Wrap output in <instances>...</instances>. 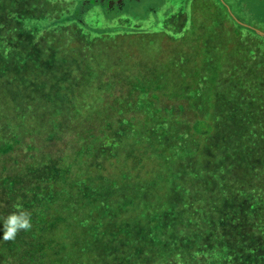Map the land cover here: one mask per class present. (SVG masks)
Instances as JSON below:
<instances>
[{"label": "rangeland", "instance_id": "1", "mask_svg": "<svg viewBox=\"0 0 264 264\" xmlns=\"http://www.w3.org/2000/svg\"><path fill=\"white\" fill-rule=\"evenodd\" d=\"M77 1L0 0V15L11 19L8 27L28 39L22 55L23 50L11 45L14 34L10 38L7 30L9 34L0 44L7 56L0 66L15 61L7 75L20 66L17 61L32 59L38 68L42 54L53 66L46 71L50 65H43L39 76L31 74L24 83L0 77V127L9 132V126L20 122L15 128L24 139L13 143L7 157L0 148V175L9 178L0 180V216L14 211L10 207L16 201L32 213V228L16 237L32 234L25 247L41 254L45 260L41 264H60L53 260L62 259L66 249L77 251L84 244L86 261L80 264H264V149L261 159L239 168L244 171H229L232 178L228 181L215 177L214 172L208 180L195 171L198 181L202 179L200 186L196 179L184 178L192 171L188 163L196 160V153L208 155L210 148L217 151L230 143L227 119L224 116L222 122L217 117L222 105L245 106L242 112L252 106L249 114L260 139L245 133L241 142L235 141L241 147L264 148V0H119L115 8L107 0H99L103 6L81 0L78 12L73 10ZM103 7L112 10V15ZM73 20L79 27L85 22L88 32L71 24ZM109 23L116 33L96 36L95 28H109ZM68 31L71 39L80 43L83 63L69 62L76 50L70 48ZM125 90L156 93L154 110H149L154 117H147L143 106L115 109L107 104L113 94ZM35 92L49 98L37 100ZM32 103L38 111H33L34 116L19 110ZM85 103L86 108L94 105L100 110L104 120L91 130L87 127L98 146L93 154L86 150L92 143L85 136L89 133L85 121L72 116L67 127L62 126L64 132L71 129L72 135H60L54 126L61 119L57 112H66V120L68 113L77 115L75 107L79 113L86 111ZM98 103L105 108L96 107ZM174 106L172 117L169 112ZM33 123L44 125L36 133H22ZM32 134L34 146L28 140ZM50 135L53 138H48ZM3 140L0 137V146ZM165 152L170 154L168 160ZM32 159L38 166L30 173ZM172 160L186 163L184 169H173L178 178H155L159 170H172L173 165L167 163ZM197 161L206 164L202 158ZM12 169L19 176L23 172L22 177L26 175L29 181L33 179L31 184H10L13 176L3 170ZM212 171L219 173L218 169ZM97 183L107 185V190L103 192ZM196 190L200 192L198 204ZM94 191L99 197L95 203L100 206L102 196L112 204L128 201L132 195L159 200L154 217L146 213L134 222L141 224L145 217H153V243L143 242L148 239L146 232L135 226L126 227L125 234L114 230L109 221L108 230L113 233L102 238L91 224L98 220L91 218L95 210L88 211ZM210 193L214 196L211 200ZM132 235L139 245H132ZM13 259L15 264L18 260L35 263L15 255Z\"/></svg>", "mask_w": 264, "mask_h": 264}, {"label": "trees", "instance_id": "2", "mask_svg": "<svg viewBox=\"0 0 264 264\" xmlns=\"http://www.w3.org/2000/svg\"><path fill=\"white\" fill-rule=\"evenodd\" d=\"M92 1H93V3L101 4L102 6L104 5V4L100 3L99 0H92ZM79 4H81V0H78L76 2V7L73 10H77V12H78L77 6ZM89 4H91V3H89ZM220 5H222L224 8H227V6L225 7L224 3L220 2ZM105 11L108 12V14H111L112 10L107 8V9H105ZM5 20H7V21H5ZM9 21H11V19L9 18L8 15H6V14L0 15V44L3 43L4 38L9 33H10V38L14 34V36H12L13 39L11 40L12 41L11 45H13L15 47H18L19 49L23 50L21 52V54L23 55L26 52L27 46H26L25 42L28 39H22L21 36L18 35L19 31H16V32L14 31L13 32V30L10 27H8L9 24H10ZM76 22H78V21L77 20H75V21L73 20L71 22V24H73V25L77 24ZM234 22L236 23L237 21H234ZM238 24H240V23H238ZM77 26L79 27L78 24H77ZM108 26H109V28L108 27H106V28L103 27V28L98 29V30H96L97 28H95V31H97V35L96 36H98V35H106V34L110 35V34L116 33V30L114 31V29L110 27V23H109ZM242 26H244V25H242ZM239 27L241 28L240 25H239ZM83 28L88 32L87 28L85 27V22L81 23L80 27H79V29H81V31H84ZM244 28L245 27H242L241 29H244ZM8 29H9V33L7 31ZM67 36H68V38L71 39L72 35L69 33V31L67 33ZM14 39H17V42L14 41ZM95 40H96V37L94 39V42H96ZM76 42H77V40L74 41V38L71 39L70 48L75 49L77 52L79 50L81 54L80 53L77 54L76 51L74 52L73 55H75V57L69 59V62H71L73 64L83 63L85 61V58L82 57L84 55L82 53V51H81L82 49L79 47L80 43H76ZM96 44H97V42H96ZM27 45L28 46H32L31 43H27ZM6 54L7 53L2 48L0 50V64L3 63L4 58L7 56ZM45 56H46L45 54L41 55V58H43V59L40 60V62H39L40 65L38 66V68H36V66L33 64V60L32 59H27L26 61H17V63H20V66L18 68H15L13 70L14 73L12 75H10V76L7 75L8 73L6 71H8V69L11 68V65H13V63L15 61L12 60L11 63H8L7 66L1 65L0 66V70H1L0 71V77H1V75L8 76V77H11L10 82L13 79H17V80H21L22 83H24V82L27 81V77L29 75H31V74H35V75L39 76L41 74V73H39L40 69H41V67L43 65H45V64L46 65H50V67L47 68L46 71L52 69L51 67H53V66H52L51 62L46 60V58H44ZM34 66H35V69H37V71L33 68ZM26 67H29V68H26ZM63 76H64L65 80H67V77L65 75H63ZM6 81H9V80L6 79ZM37 84L41 85V83H39V82H37ZM131 91H133V90L122 91L121 95L113 94L111 96V98L109 99L110 101H108L107 104L111 105V106H114L115 109L117 107H122L124 105H131V106H134V107L135 106H138V107H142L143 106L146 109L145 113L147 114V117L153 118L154 116L152 115V113H149V110L150 109L154 110L153 109L154 108V96H155L156 93L146 92V91H144L142 93H140V92L135 93V92H131ZM35 95H36L37 100H39V98H46V99L49 98V97H43L40 94H38L37 92H35ZM144 97H145V100H143ZM83 99L85 100V98H83ZM75 101H76V99H75ZM75 104H77V103L75 102ZM87 104L88 103L84 104V109H87V110L84 111V112H81V113H79L81 110L78 109V107L73 108L74 111H77V115L75 116L74 112H72L71 114L68 113V117L66 118V120H64V114H67L66 112H64V113L57 112V115L61 119L57 120L56 121L57 123H55L54 126H56V127L58 126L57 128L59 130V134L60 135L64 134V133H68L69 135H72V130L71 129H66L65 132H64L65 129H62V126H66L67 127L68 121L71 120L72 116L79 117V120L82 123H83V121H85V123H83L85 130H87V127H89L90 130H91V128H93L94 125L104 121L103 118L100 117L101 111L96 109L94 105L92 107L88 106V108H86ZM102 105L103 104H99L98 103V106L96 105V107L100 106L101 108H105L104 105L103 106ZM32 106L28 105V104H24L23 106H21L19 108V110L25 109L26 113L29 111L30 115L34 116V114H33L34 110L38 113V111L35 109V108H37V105H36V103H32ZM177 106L179 108L180 107L182 108V104H180V103H178ZM16 107H18V106H16ZM248 107H249L248 108L249 110L247 109V110H244V112H242V109H244L245 106L241 107V106L238 105V107H237L236 105L230 104V105H228V107H226V106L222 105V108L219 111V114L217 115V117L220 116L222 122H224L223 121L224 120V116L226 117V119H227L226 121L228 123V134L231 135V136H229L231 141L228 144L221 145V147L218 148L217 151H214V150H212L210 148L209 151H208V155L196 153V156H197L196 160L192 159V161H190V163H188V164H191L192 171L190 172L189 176H187V175L184 176V178L186 180L189 177L193 178V179H196L197 183H199L198 186H200V184L202 183V179L204 177H207L208 180H212V178L214 177L212 175V172H214L213 174L215 175V177H220L222 180L228 181V180H230V178H232L230 176V174H229V171L234 170V169L237 170L239 168H241V169L248 168V166L253 164L254 161H258L259 159H261V156L263 155V151L261 149H264L263 147H261V148H252V146H246V147L243 146V147H241V144H239V143H237L235 141V139H236L237 141L241 142L242 138L244 137L243 134H245V133H247L246 136H249L251 138H253V137L257 138V141H259V139H260L261 134H258L256 132L255 125H254V122L252 120V116L249 114L251 112L250 109H251L252 106H248ZM175 109H176V107L174 106L169 112V113H171L172 117H173L172 113L174 112ZM258 109H260V108H258ZM70 110L71 109H69L68 112ZM101 116H102V114H101ZM168 117H169V114H168V116L163 117V119H166ZM17 124L19 126L20 122H17L16 124L9 126V132H4V129L2 127H0V137H2L4 139L1 142L2 146H0V148L1 149L3 148L1 153L4 154L5 156H6L7 153H9V152H11L13 150V148L15 146L13 144L14 142L20 141V143H21L24 140L22 137H21L22 138V140H21L19 135H18V132H16L17 130H16L15 127H16ZM26 124H27V122L25 123V125ZM43 125L44 124H42L41 126H43ZM41 126H38L35 123L30 124L29 127L26 126V130L23 131L22 133H24V132L27 133V131H29L30 133H36L37 130ZM261 127H262V125H261ZM87 131H89V130H87ZM33 135L34 134L28 135V140H30L31 144L34 146L35 136H33ZM94 135L95 134L94 133H90V131H89V133H85V136L88 137V140L92 143V148H87L86 147L87 148L86 150L88 151V154H93L96 151H98V149H97L98 146H95ZM86 137H84V138H86ZM48 138L51 139V138H53V136L50 135V136H48ZM84 138H82V139H84ZM224 141H226V139H224ZM234 143H236V144H234ZM83 144L85 145V142H83ZM73 145H74L73 143H71L69 145L70 151H72V152H74V148H75ZM80 145L81 144H79V146ZM3 146H5V147H3ZM217 146H219V144H217ZM29 148H32V146H29ZM251 148L253 149V151L250 152ZM100 151H101V149H100ZM175 154H177V153H175ZM164 155H165V158H167V160H168V155H170V154L165 152ZM177 156L178 155H172V157H174V158H176ZM26 157H27V154H26ZM185 157H186V155H185ZM214 157L216 158V161H214ZM73 158H76L75 154L73 155ZM201 158H202V161L206 162V164H202L201 165V161L200 162L197 161L199 159L201 160ZM180 160H181V158H180ZM75 161H76V159H75ZM17 162H19V161H17ZM90 162L93 163V164L97 163V162H95L93 160H90ZM167 163H170V164L173 165L172 170H169V171H167V170L166 171L159 170V172L155 175V178L157 177V178H162V179H165V178L177 179L178 175L176 176V173L172 172L173 169L177 170L176 167H181V168L184 169L185 164H186V163L184 164L182 162H179L177 160H172L171 162H167ZM29 165H30V167L28 168V170H29L30 173H31V171L33 169H35L38 166L33 159H32V161H30ZM56 167H59V166L57 165ZM214 169H218L219 173L215 174V171H212ZM241 169H239V170L240 171H244V170H241ZM3 171H5L8 175L13 176V177H11V178H13V180L10 182V184H13L14 181H16V183L20 181V182H22L25 185H30L31 184L30 182H32V180H33V179L30 180V181L27 180L26 179L27 177L25 178L26 175H24L22 177L23 172H21L22 175L19 176V173L17 171L14 172L13 169L11 171L14 172L13 174L16 175L15 177L11 173V171H6V170H3ZM195 171L201 172V174H202V175L200 174L202 176V179H200L201 181H198L197 173ZM239 173L243 174V172H239ZM39 177H43V176H39ZM53 178H54V176H53ZM2 179L3 180H5V179L8 180L9 178H7L6 176L0 175V180H2ZM25 181H27V183ZM159 181H165L166 183H172L169 180H159ZM224 181L222 183H224ZM223 186H224V184H223ZM91 187L96 189L95 186H91ZM97 187H99L101 190H103V192H105L107 190V188H108L107 185H105L103 183H102V185L100 183H97ZM220 190H221V188H220ZM194 193H196L198 195L196 197V201H195V203L198 204V201L200 200L199 199L200 198V192H199V190H196ZM6 194H9L10 196H13V194H11V193H6ZM98 194L102 195L101 193H98ZM90 195H91V197L94 200H93V202H91V207L88 208V211L89 210H95L94 216H91V218H97L98 219L97 221L92 222L91 224H93V226L97 229L98 234L102 238L108 237V236L112 235L111 233H113V232H109V230H108V221H109V222L114 224V230H116L118 232H124L125 234H126V231H127L126 227H130L131 226V228H132V226H135L136 228L139 229V231L142 230V231L146 232V235H147L148 239H144L143 242H146V241L149 240L151 243H153L151 233L153 232V229H155V223H153V221L151 219L155 215L153 213L157 210L156 202L159 201V200H156V199L153 200L152 198H145L144 196H141V195H132V196H130L127 199L128 201H126V200L124 201L123 200L121 202H117V204H112V201H111L110 198H107L106 196H102V197H100V200L102 202L104 201V203H103V206H100L98 203H95V201L97 199H99L98 195L95 194V191L90 193ZM103 197H104V199H103ZM182 197H183V195H182ZM213 197H214L213 194L210 193V200L213 199ZM182 200H183V198L181 199V201ZM138 203L141 204V206H139V207L136 206V204H138ZM18 204H19V202L16 201L15 204H13V206L10 207L11 210H13V208L15 209V206L18 205ZM105 207L107 209L104 212L103 208H105ZM171 209H173V208H171ZM211 209H213V208H211ZM108 210H110V211H108ZM146 213H148L149 215H153V217H149V218L145 217V220H143L141 222V224L140 223H134V222H139V219H138L139 215L145 216ZM212 216L215 217L217 215L212 213ZM88 217L89 216H87L85 218V220L88 219ZM128 221L130 222V224L124 226L125 222L128 223ZM148 223H149V225H148ZM88 224H89V219H88ZM138 225H139V227H138ZM31 235L32 234L27 233L25 236H22L23 237L22 238L21 234H19L18 237H16L14 240L2 242L0 244L1 247H2L0 249V258L2 259V260H0V264H15V260L13 259L14 255H15V257H17V256L18 257H25V259L34 260L35 261L34 264L45 263V260L43 258H41V254H37V253H39L38 251L36 253L35 250H33L31 248L27 249V247H25L26 244H27V246H29L30 243L27 242V239ZM132 237H133V239H131L132 245L135 244V243H138V245H139V243H141V242H139V240H137L136 236L134 238V235H132ZM123 243L124 242H122L121 244H123ZM160 244H162V243H158V245H160ZM9 249H11V250H10V256L8 258L6 256V254L9 251ZM86 249H87V245H85V244L84 245H80V247L77 248L78 252L76 251V248H72V249L68 248L61 255L62 259L58 260L56 258L53 261H57V263H60V264H80L81 262L86 261V257H85L87 255L86 254ZM144 251H147V250H144ZM43 253L46 254L47 252H42V254ZM132 257H134V254L132 255ZM136 257H134V258L138 261V258H136ZM163 257H165L164 254H163V256L161 258H163ZM22 263H23L22 260H18L17 261V264H22Z\"/></svg>", "mask_w": 264, "mask_h": 264}, {"label": "clouds", "instance_id": "3", "mask_svg": "<svg viewBox=\"0 0 264 264\" xmlns=\"http://www.w3.org/2000/svg\"><path fill=\"white\" fill-rule=\"evenodd\" d=\"M2 221V234L5 241L14 240L20 231H29L32 228V213L21 205H16L15 210L7 215L0 216Z\"/></svg>", "mask_w": 264, "mask_h": 264}, {"label": "flooded vegetation", "instance_id": "4", "mask_svg": "<svg viewBox=\"0 0 264 264\" xmlns=\"http://www.w3.org/2000/svg\"><path fill=\"white\" fill-rule=\"evenodd\" d=\"M108 1L110 2L111 5L114 6V7H112V8H115L116 5L118 4V1H119V0H107L106 3H109ZM122 1H124V0H122ZM132 1H138V0H132Z\"/></svg>", "mask_w": 264, "mask_h": 264}]
</instances>
